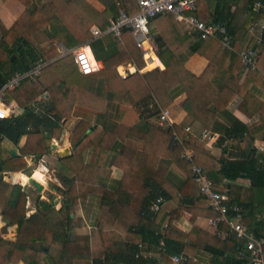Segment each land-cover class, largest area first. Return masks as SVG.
Instances as JSON below:
<instances>
[{
  "label": "trees",
  "instance_id": "trees-1",
  "mask_svg": "<svg viewBox=\"0 0 264 264\" xmlns=\"http://www.w3.org/2000/svg\"><path fill=\"white\" fill-rule=\"evenodd\" d=\"M19 1L29 5L34 0ZM99 1L106 7L105 12L100 13L91 6L89 10L90 18L102 29L106 27L110 19L117 17L119 12L116 1L122 4L129 15L138 11L136 0ZM253 3L254 0H221L214 13L209 11L203 15L199 13V10L207 6L208 0H198L196 15L204 21L214 18L215 21L225 23L234 38L235 50L223 46L220 38L211 37L200 40L195 33L188 35L187 32L182 33L173 26V36L175 32H179V43L165 34H163V40L159 37L155 38L157 42L162 43V45L159 44L161 50L159 56L165 65L164 70L153 69L141 72L146 67V62L130 30H125L123 37L118 39L115 52L100 59L104 63V68L95 74L83 75L76 68L71 56L48 63L39 75L29 78L28 83H22L15 90L8 91L7 101L14 102V111L15 108L24 111L23 114L15 113L9 119L0 120V140L5 137L17 146L26 135L28 141L23 147L24 152L34 151L38 155L46 153L52 139L58 135L56 132L61 128L60 122L71 112L72 107L66 102L72 98L75 99L79 94L72 93L74 88H71L75 85L71 82L74 78L72 69L75 71L77 69L76 72L79 75H75V80L81 77L86 82L85 93L84 91L81 93L82 100L91 99L96 103L106 98L109 101H117L141 109L149 107L148 99L151 97L156 100L155 105L150 107L155 110L153 113L155 115H160L161 109L171 104L173 99L170 91L178 85L184 88L188 99L196 104L198 116L206 120L214 119L212 114L219 110L220 106L226 107L235 94L239 93L244 99L242 110L250 113L258 112L263 122L259 128L249 130L245 123L235 116H230L231 124H227L225 135L219 142L221 145L227 142L224 148H228L229 145L241 143L247 138L246 135L255 141L259 138V132L264 129V102L253 100L254 97H249L248 92L252 85L264 86V68L261 65V62H264V36L260 43L252 42L248 48L260 49L262 57L258 68L250 71L240 86L233 82L234 76L244 69L238 54L239 45L236 44L248 30L253 16H264V13L256 12L250 7ZM82 5L88 4L84 0H51L32 13L37 21V27L34 30L28 29L21 20L7 29L0 19V88L16 74L30 71L32 66L40 60L37 48L42 44L46 28H53L60 40L68 46H73L72 40L82 39L84 25L81 23L83 22L74 23L75 19H72L78 14L75 9ZM231 5L242 10L239 23L234 14H229ZM80 13L85 14V11ZM158 18H165L173 25L176 24L172 14L160 15L154 20ZM222 49L224 50L222 58L216 64H209L206 72L200 77L186 70L178 59L179 54L190 51L213 61ZM126 63H131L137 70L123 78L119 74L118 66ZM45 92L49 93L50 102L45 103L42 100L44 105L42 104L40 108L43 112L35 113L31 103L35 100V96H41ZM140 117L139 123L132 127L124 126V128L128 138L142 142L144 151L132 156L135 158L134 165L130 163L131 157H128L123 177L118 183L112 184L107 183L109 174L101 176L100 163L97 164L95 159H92L85 164L81 159L82 152L90 147L94 150V155L97 156L96 151H99L101 155L100 150L103 146H98V139H101V136L94 135L99 129L95 127L92 133L88 132L91 128L89 123L81 122L78 125L71 137L74 152L63 159L70 168L73 165L77 173L72 180L63 179L64 185L68 186L65 191L58 189L65 195L60 209H56L52 201H42L38 203L36 211L28 217L27 194L21 186L12 185L1 178L0 208L7 225L0 227V264H18L21 261L25 264H147L143 252L146 249L143 245L150 243L159 248L161 241L165 242L166 250L163 254L170 264H174L169 259L170 255L189 254L186 239L178 231L170 226L165 234L159 230L163 220L162 215L168 209V204L173 202L181 191L170 178L166 182L171 185L157 180L158 176H162L164 169L156 168L157 155H160V152L155 151L154 146L160 143L169 145L173 127L162 133L159 139L153 136L154 140H152L149 137L153 125L147 122L142 109ZM30 124L34 125V129L29 131ZM182 137L183 145L195 151V163L213 181L215 190L226 194L230 203H239L246 210L250 209V213L244 217V223L258 238H264V217L255 216L264 209V204L252 200L253 195L261 192L264 194V151L258 155V150L252 148L240 161L221 162V159L210 156L205 146L190 133H184ZM144 152L147 153V169L141 170L136 163ZM187 164L190 167L188 182L182 191H190L193 187L199 191L192 172V163L187 161ZM25 165L26 162L22 158L14 157L6 151L0 141V176L6 170H19ZM237 177L249 178L251 188L246 189L224 183L229 178ZM139 179H142L143 184L137 186ZM38 187L41 189L40 186ZM195 192L193 189V198L196 196ZM92 196L100 198L98 213L89 222L92 231L86 235L74 234L77 229L84 227L87 223V220L77 215L76 206L84 204L87 211H94L92 207H89V203L86 205ZM159 199L162 201L159 202ZM195 205L204 208L206 215L216 216L200 194ZM179 208L182 209V207ZM178 211L180 210L176 212ZM11 226H16V237L13 239L6 237L8 227ZM218 228L227 229L229 233V227L224 222L220 223ZM210 239L205 241L207 243L205 247L213 254L214 262H219L220 257L226 262L230 261L231 258L226 255V244L236 247L237 252L240 247V243L230 237L226 241L219 238ZM122 241L125 243V248H117ZM47 243L58 248L55 255L51 254ZM233 261L234 264L245 263L237 256V253ZM186 264L198 263L191 257Z\"/></svg>",
  "mask_w": 264,
  "mask_h": 264
},
{
  "label": "crops",
  "instance_id": "crops-1",
  "mask_svg": "<svg viewBox=\"0 0 264 264\" xmlns=\"http://www.w3.org/2000/svg\"><path fill=\"white\" fill-rule=\"evenodd\" d=\"M50 1L51 0H34L29 5H26L19 0H0V19L7 29H10L17 21L21 20L28 29L34 30L37 27V21L35 17H33L34 14L32 13L36 12L44 4H47ZM84 1L88 5H82L79 8H76L75 12H78V14L72 17V19H75L74 23L83 22L81 23L84 25L82 28L84 30L82 39H74L71 41L74 43L73 46H68L65 42L60 40L53 28H46L44 32L45 34H43L42 44L37 48L39 55L38 58L40 57V59H43L46 63H51L60 61L66 56H71V59L74 60L76 68L79 70V67L75 62V50L79 47H84L88 49L96 59L99 71L104 68V63L100 59L111 55V52H115L117 50L118 39L112 34L106 32L107 25L102 29L97 22L90 18L89 6L93 7L100 13L105 12L106 7L99 0ZM219 2H221V0H208L207 6L205 5L202 10H199V13H202L203 15L209 11L210 13H214ZM116 6L119 12V7H122V4L119 1H116ZM82 11H85V14H81L80 12ZM229 12L230 15L234 14L235 19L239 23L242 10L238 9L234 5H231ZM176 24L173 25L172 22H169L165 18L153 19L151 21L149 29L155 40L158 62H156V65L153 67L149 66L144 68L141 71L142 73L153 69H165V65L159 56L161 52L159 44L162 45V43L159 41L158 43L155 39L156 37L162 38L164 36L163 34H165L166 36L175 39L176 43H179V32H175V35L173 36V26L182 33L187 32L188 35L193 34L184 25L178 23L177 21ZM94 27L102 30L103 34L95 36L92 32ZM262 36H264V16H253L248 30H246L243 37L239 38L236 45H239V51H241L249 48L252 42L258 43L259 41H262ZM223 53L224 50H220L215 56V59L210 61L200 54L185 51L179 54L178 59L182 62V65L186 70L197 77H200L206 72L209 64H216L222 58ZM126 64L128 67L125 64H121L118 66V69L121 67H124L125 69L130 68V73H134L137 70L131 63ZM261 65L264 68V62H261ZM72 70L74 78L71 82L72 85L73 83L75 84L74 86H71V88H74L72 93L78 92L79 94L75 99L72 98L66 102L68 106L72 107L71 112L60 122L61 128L58 132H56L58 135L52 139L50 147L46 153L38 155L36 154L37 152L34 151L24 152L23 147H25L28 141V136L26 135L22 137L19 145L17 146L5 137H2L0 140L6 151H9L11 154V151L14 150L16 156L11 155L14 157H20L26 162V165L22 169L6 170L3 174L6 173L9 176L5 179L7 183L21 186L22 190L27 194V216L29 217L33 214L36 211L38 203L42 201H52L54 203V207H58L57 205L59 204V208L57 209L62 207L65 195L58 189H63L65 191L68 186L64 185L63 179L68 178L72 180L76 177L77 173L75 167L72 165L74 168L72 166L70 168L64 163L63 159L71 156L74 152L71 137L81 122H87L91 125L88 132L93 133L94 130L92 129L95 127L99 129V131H95L94 135L99 134L98 136H101V139H98V146H103L100 150L101 155L99 151H96L97 156L94 155V150L91 147L84 150L81 154L82 161L85 164H88L92 159H95L97 164H101V176L107 174L110 175L107 179V183H118V181L123 177L125 171L124 167H127L128 157H131L130 163L134 165L135 158L132 156H136V154L144 151V145L142 142L128 138V133H126L124 128V126L132 127L140 122V112L142 109L144 116L147 118V122L153 125L149 139L154 140L152 138L153 136L159 139L162 133L169 130L170 127H173V135L168 142L169 145L166 143H160L154 146L155 151L160 152V155H157L158 163L156 168L164 169L162 170V176H158L157 180L158 182L165 183L166 185H171V183L166 182L170 178L174 181L178 188L181 189V191L179 195L176 196L175 200L168 204V209H166L165 213L162 215L163 220L159 230L162 234H165L170 226L173 230L178 231L186 239V243L189 246V254L187 255L192 257L198 264H234L233 257L237 253L236 247L226 244V255L231 258L228 262L224 261L222 257L219 258V262H214L213 254L205 247L207 245L205 241L211 240L210 238H219L223 241H226L229 237L233 240L236 239L233 234L230 233L231 235H229L227 229H219L212 226L210 224V219H213L214 217L206 215L204 213V208H200L195 205L197 197L200 194L196 187H193L194 191H196L195 198H193V189L190 191H182L184 185L188 182V169L190 168L183 155L185 150L192 151L194 155L195 151L192 148L185 147L181 138H183L182 136L184 133H190V135L205 146V149L208 151L210 156L221 159V162H225L226 160L240 161L243 157L247 156L252 148H256L258 150V155H261L264 151V129L259 132V138L255 141H252L250 137L246 135L245 137L249 140L247 138L243 139L241 143L239 142L234 146L229 145L228 148H224L227 142L222 145L219 142L225 135L227 124H231L230 116H235L240 121L245 123L248 129L251 130L257 127L259 128V125L262 124L263 119L260 114L256 111L252 113L243 111L241 107L244 99L239 93H236L226 107L220 106L219 110L212 114L214 119L206 120L198 116L196 104L188 99L184 88L181 85H178L170 91V96L173 99L171 104L161 109L168 111L169 120L161 122L159 115L153 114L155 113V110L150 108L151 106H154L156 102V100L151 97L148 99L150 100L148 101L149 107H142L141 109L135 106L119 103L117 101H109L106 98L96 103L92 102L93 100L91 99L82 100L81 93H83V91L85 93L86 82L80 76V78L75 80V75L79 74L74 69ZM249 72L250 71H247L244 68L241 73L234 76L233 82L240 86ZM248 95L249 97H254L253 100L255 99V101L258 100L260 102H264V86L252 85ZM35 97V99H37V97L38 99L43 97L45 103L50 102L48 92ZM9 103L12 107H15L13 101ZM42 104L44 105L43 101L39 103V106L41 107ZM23 111L24 110L22 109L15 108V113L17 114H23ZM30 126L31 130L34 129L33 124H30ZM174 127H176V129ZM187 128H190V130H187ZM102 132L104 133L102 134ZM204 132H207L209 136L203 138L202 134ZM150 147H152L151 144ZM147 161V153L144 152L143 155L138 158V162L136 164L139 166V169L146 170ZM152 163L154 164V162ZM38 170L43 172L44 181H39L34 178V174ZM10 176L13 177L11 178ZM18 176L19 179L17 178ZM23 177L25 180L22 179ZM35 182L38 185L35 184ZM224 183H226V185H235L246 189L251 188V180L247 177L229 178L225 180ZM142 184V179H139L137 186ZM38 186H40L41 189ZM262 193L263 192L253 195L254 198L252 200H256L261 204H264V194ZM92 199L97 200L94 196L90 197V199L86 202V205L89 203V207H92ZM99 202L100 199L97 200L98 205ZM32 205L35 206V209L32 207V209H30V206ZM179 207H182V209ZM244 209L245 215L250 213V209L246 210L245 207ZM97 210H99V207H97L95 214L98 213ZM177 210L180 211L176 212ZM90 212L91 211L86 210V206L84 204L76 206L77 215L83 217L85 220H88L87 217H89ZM255 216L258 218L264 217V209ZM253 221L251 223H253ZM3 223H5L4 226L7 225L6 221L3 219L2 209L0 208V227H3ZM91 231L90 224L86 223L84 227L77 229L74 234L86 235L90 234ZM8 234H10V236H8ZM11 234L16 235V226L8 227L6 237L12 239L16 237L15 235L11 237ZM143 246L146 249L143 252L145 254L144 259L147 260V264H170L169 261L165 259L164 255H158L159 250H157L158 247H156L155 244L145 243ZM117 248H125V243L123 241L119 242ZM170 258L171 255L169 256V259ZM18 264L25 263L21 261Z\"/></svg>",
  "mask_w": 264,
  "mask_h": 264
},
{
  "label": "built area",
  "instance_id": "built-area-1",
  "mask_svg": "<svg viewBox=\"0 0 264 264\" xmlns=\"http://www.w3.org/2000/svg\"><path fill=\"white\" fill-rule=\"evenodd\" d=\"M136 2L138 11L133 15L127 14L123 7H119L117 17L109 20L106 32L112 34L117 39H121L125 30H130L132 38L143 52L146 67L152 66L157 61L155 60L157 57L155 40L150 32L149 25L154 18L160 15L172 14L178 23L184 25L191 33H195L200 40L217 37L220 38L223 46L235 50L234 38L231 36L225 23L215 21L214 18L204 21L196 15L198 0H136ZM250 7L256 12L264 13V0H254V3ZM92 32L95 36L103 34L102 30L97 27H94ZM238 54L247 71H255L258 68L261 59V51L258 47L243 49L238 51ZM75 62L83 75L88 76L99 71L96 59L84 47H79L75 50ZM47 64L43 59L38 60L30 71L16 74L8 83L0 88V120H6L15 115L12 105L7 101L8 91L15 90L22 83H28L29 78L39 75L40 71ZM121 68L118 69L119 74L123 78H126L131 69ZM42 100L43 97L32 101L31 105L35 108V113L43 112L39 106ZM168 116L167 110H161L159 115L160 121H168ZM28 130H31V126ZM187 130H190V128H187ZM202 136L206 138L209 134L204 132ZM194 156V153L189 150H185L183 155L186 161L192 163V172L194 173L195 182L198 185L201 197L207 201L208 206L216 215L213 219H210V224L216 228H218L220 223L224 222L227 224L229 233L233 234L235 239L240 243L237 256L245 262L244 264H264V238H258L244 223V207L239 203H230L226 194L215 190L213 181L195 163ZM8 177L4 173L0 176V180L1 178L5 180ZM161 201L162 199H159V202ZM4 225L5 223L2 226ZM165 247V242L161 241L158 248L159 256L164 255ZM170 259L174 264H186L191 257L187 254L178 253L171 255Z\"/></svg>",
  "mask_w": 264,
  "mask_h": 264
},
{
  "label": "rangeland",
  "instance_id": "rangeland-1",
  "mask_svg": "<svg viewBox=\"0 0 264 264\" xmlns=\"http://www.w3.org/2000/svg\"><path fill=\"white\" fill-rule=\"evenodd\" d=\"M125 65L128 67L127 64H125ZM155 65H156V64H153L152 67L155 66ZM121 69H122V68H121ZM152 69H153V68H152ZM46 100H47V98H46ZM17 178L19 179V176H18ZM95 198H96L97 200L100 199L98 196H96ZM97 200L92 199L91 206H92V209H93L94 211L90 213L89 217H87V219H88V220H87V223L91 222V219L93 218V216H95V211H96V209H97V207H98ZM57 206H58V207L55 206L56 209L59 208V204H58ZM31 207H32L33 209H35V206H34V205L30 206V209H32ZM6 235H7V234H6ZM14 235H15V234H11V237H13ZM80 235H81V234H80ZM8 236H10V234H8ZM47 245H49V248H50L51 254L55 255V254L57 253V251H58V248H57L56 246L50 244V243H47ZM162 259H163V257H162ZM170 260H171V259H170Z\"/></svg>",
  "mask_w": 264,
  "mask_h": 264
},
{
  "label": "bare ground",
  "instance_id": "bare-ground-1",
  "mask_svg": "<svg viewBox=\"0 0 264 264\" xmlns=\"http://www.w3.org/2000/svg\"><path fill=\"white\" fill-rule=\"evenodd\" d=\"M155 60H157L156 62H158V59H157V57H156V59ZM150 69V68H149ZM152 69V68H151ZM34 178L35 179H38L39 181H44L45 179H44V175H43V172H41V171H37L35 174H34ZM22 179H24L25 180V178L23 177ZM27 182V181H26Z\"/></svg>",
  "mask_w": 264,
  "mask_h": 264
},
{
  "label": "water",
  "instance_id": "water-1",
  "mask_svg": "<svg viewBox=\"0 0 264 264\" xmlns=\"http://www.w3.org/2000/svg\"><path fill=\"white\" fill-rule=\"evenodd\" d=\"M11 154L14 155V156H16V153H15L14 150L11 151ZM115 264H117V263H115Z\"/></svg>",
  "mask_w": 264,
  "mask_h": 264
}]
</instances>
